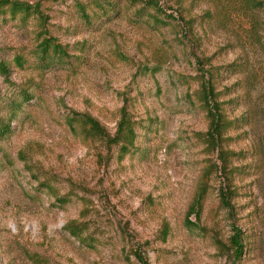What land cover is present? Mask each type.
I'll list each match as a JSON object with an SVG mask.
<instances>
[{"label": "rangeland", "instance_id": "rangeland-1", "mask_svg": "<svg viewBox=\"0 0 264 264\" xmlns=\"http://www.w3.org/2000/svg\"><path fill=\"white\" fill-rule=\"evenodd\" d=\"M20 1L70 57L43 65L38 21L0 14V264H264V5ZM122 114L132 144L108 140Z\"/></svg>", "mask_w": 264, "mask_h": 264}, {"label": "trees", "instance_id": "trees-1", "mask_svg": "<svg viewBox=\"0 0 264 264\" xmlns=\"http://www.w3.org/2000/svg\"><path fill=\"white\" fill-rule=\"evenodd\" d=\"M97 5H100V8L109 5L105 0L97 1ZM79 10L81 14L84 15L86 19L88 15L86 14L85 7L78 3ZM158 8L157 4L154 3ZM253 7H261L264 5V0L260 1H252ZM0 14H7L8 16L15 18L19 17L22 20H26L29 17H34L38 21L39 31L38 37H40V41L37 44V51L39 54V60H41L43 65L51 66L54 61L61 63L64 60H67L70 56L67 52V48L59 43L54 37L49 35L48 30L46 29L47 16L43 14L41 10V6L39 3H28L26 1L20 0H0ZM88 19V18H87ZM86 19V20H87ZM14 63L21 67L23 65V58L21 55H15L13 57ZM204 73V72H203ZM0 74L7 76L9 74L8 65L4 62H0ZM206 74V72L204 73ZM202 103L206 106V112L208 117L210 118V128L206 132L207 138L209 140V144L213 146H218V140L222 132L229 126V121L223 117L219 110L218 102L216 101V92L214 88L207 82L203 84L202 87ZM83 122L87 127L88 131L101 134L102 136H106L104 133V129L92 118L89 116H85L83 118ZM2 128V127H1ZM8 128H2L0 130V136H3L7 133ZM125 131V137L127 138L129 144H132L133 139L135 137L133 128L131 127V122L128 118L122 114L121 119L118 123L117 134L113 138H108L111 142H117L120 138L119 135ZM121 148L126 151L128 148L126 145H122ZM222 155V152L219 153V156ZM205 193V189H201L200 192L194 197L193 203L190 208V213H193L196 218L200 216V208H201V200ZM189 213V214H190ZM186 223L189 225H195L194 222L190 221L188 217L185 219ZM69 232L72 236L77 237L78 232L74 227L69 228ZM237 242V241H236ZM236 244V253H240V248Z\"/></svg>", "mask_w": 264, "mask_h": 264}]
</instances>
